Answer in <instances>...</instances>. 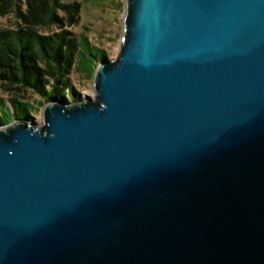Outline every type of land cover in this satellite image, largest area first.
Segmentation results:
<instances>
[{
    "label": "water",
    "instance_id": "95a60500",
    "mask_svg": "<svg viewBox=\"0 0 264 264\" xmlns=\"http://www.w3.org/2000/svg\"><path fill=\"white\" fill-rule=\"evenodd\" d=\"M97 100L0 126V264H264V0H127Z\"/></svg>",
    "mask_w": 264,
    "mask_h": 264
},
{
    "label": "trees",
    "instance_id": "16d2710c",
    "mask_svg": "<svg viewBox=\"0 0 264 264\" xmlns=\"http://www.w3.org/2000/svg\"><path fill=\"white\" fill-rule=\"evenodd\" d=\"M0 0V12L18 16L17 28L0 29V81L9 88L32 90L41 100L23 99L21 92L0 96V126L14 119L28 121L38 104L75 97L69 73L75 70L85 79L95 76L96 68L108 57L82 34L67 29L43 34L41 28L67 20L75 23L80 2L76 0ZM60 12L65 15L59 16ZM69 90L66 92V90Z\"/></svg>",
    "mask_w": 264,
    "mask_h": 264
},
{
    "label": "rangeland",
    "instance_id": "374dc122",
    "mask_svg": "<svg viewBox=\"0 0 264 264\" xmlns=\"http://www.w3.org/2000/svg\"><path fill=\"white\" fill-rule=\"evenodd\" d=\"M80 2L77 21L68 23L67 20L58 22L57 25H51L47 28H41L43 34L55 33L67 29L79 37L85 34L92 44L104 49L109 59L116 58L121 50L123 36L126 34L125 18L127 14V0H76ZM21 8L25 10L27 3L25 0L20 1ZM65 15L60 12L59 16ZM18 16L16 13L9 11L6 14L0 12V29L17 28ZM69 81L72 83V89L77 93L75 97L68 96L66 102H82L90 96L97 100V89L95 87V76L85 79L74 69L69 73ZM69 91L68 89L66 92ZM21 92L26 101L35 102L41 100V97L32 90H19L9 88L0 81V96L11 97L14 93ZM47 105V103L45 104ZM45 105L38 104L36 110L32 112V117L27 121L32 123L37 129H41L45 123ZM13 121H18L14 119Z\"/></svg>",
    "mask_w": 264,
    "mask_h": 264
}]
</instances>
